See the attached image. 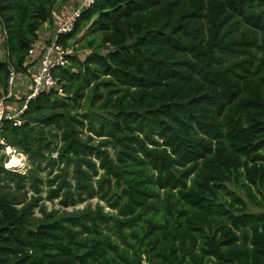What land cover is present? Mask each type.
<instances>
[{"label":"trees","instance_id":"1","mask_svg":"<svg viewBox=\"0 0 264 264\" xmlns=\"http://www.w3.org/2000/svg\"><path fill=\"white\" fill-rule=\"evenodd\" d=\"M58 2L0 0V101ZM57 43L0 128V264H264V0H95Z\"/></svg>","mask_w":264,"mask_h":264},{"label":"built area","instance_id":"2","mask_svg":"<svg viewBox=\"0 0 264 264\" xmlns=\"http://www.w3.org/2000/svg\"><path fill=\"white\" fill-rule=\"evenodd\" d=\"M94 2L95 0H84L82 6L63 21L49 43L37 41L32 46L27 56L30 65L28 73L14 69L10 72L6 96L0 101V128L4 121H13L15 126L20 125L21 115L27 110L30 101L41 93H63V83L55 75V69L65 68L68 65L67 56L71 51L57 43L58 35L70 32L81 12ZM15 96L24 97L23 101L14 102ZM6 154H15V151L7 147Z\"/></svg>","mask_w":264,"mask_h":264},{"label":"crops","instance_id":"3","mask_svg":"<svg viewBox=\"0 0 264 264\" xmlns=\"http://www.w3.org/2000/svg\"><path fill=\"white\" fill-rule=\"evenodd\" d=\"M82 1L83 0H59L53 23H47L42 27L40 39L38 41L43 42L53 38L63 21L71 16L72 12L82 6ZM1 55L2 57H0V59L4 60L6 55L2 52Z\"/></svg>","mask_w":264,"mask_h":264},{"label":"rangeland","instance_id":"4","mask_svg":"<svg viewBox=\"0 0 264 264\" xmlns=\"http://www.w3.org/2000/svg\"><path fill=\"white\" fill-rule=\"evenodd\" d=\"M84 2V0L82 1V3ZM76 11V10H75ZM74 11V12H75ZM79 45H75L74 46V49H76L77 47H78ZM3 48V47H2ZM1 47H0V50L2 49ZM70 51H71V53H73L72 52V49H70ZM89 53V51L88 50H84V51H79V56H81V58H84L85 57V55H87ZM5 54V53H4ZM0 57H2V55H1V52H0ZM20 98V97H19ZM22 99V98H21ZM21 99H19V101H21ZM14 102H19L17 99H14L13 100ZM15 154H18V153H15ZM24 158V161H23V163H24V169L23 170H16V169H12V170H14V171H18V172H21V173H25L29 168H30V166H31V164H30V162H29V159L24 155V154H21ZM10 157H11V155H9ZM10 159V158H9ZM9 162H10V160H9ZM7 163V166L9 167V165H10V163ZM10 168V167H9ZM45 174V173H44ZM98 202V200L97 199H93V200H91V201H87L86 203H84V204H80V205H78L77 207H80V208H82V207H85L88 203H91L92 204V206L93 207H95V205H96V203ZM47 204V207H48V209H53V208H59L60 206L58 205V201H56L55 203H52V202H47L46 203ZM252 210H255V208H251Z\"/></svg>","mask_w":264,"mask_h":264},{"label":"bare ground","instance_id":"5","mask_svg":"<svg viewBox=\"0 0 264 264\" xmlns=\"http://www.w3.org/2000/svg\"><path fill=\"white\" fill-rule=\"evenodd\" d=\"M23 158L21 154H11L9 167L16 170L22 169L24 167Z\"/></svg>","mask_w":264,"mask_h":264}]
</instances>
